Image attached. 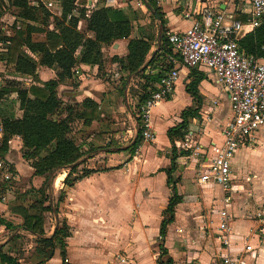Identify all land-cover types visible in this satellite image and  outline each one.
Wrapping results in <instances>:
<instances>
[{
	"label": "crops",
	"instance_id": "1",
	"mask_svg": "<svg viewBox=\"0 0 264 264\" xmlns=\"http://www.w3.org/2000/svg\"><path fill=\"white\" fill-rule=\"evenodd\" d=\"M157 2L167 20V32H182L194 19L200 18L199 13L206 7L213 10L233 8V5L225 0H158ZM143 3V0H87L86 7L89 12L101 6L124 9L133 19L134 29L130 37L103 46L102 50L106 57L104 69L100 70L98 64L78 61L73 67L72 77L65 79L57 87L63 106L71 107V104L80 103L85 97H91L98 103L100 115L99 119H93L90 124L78 117L72 121L71 134L81 151L86 154L85 162L78 166V173H81L84 167L94 171L72 185H67L64 183L67 169L59 168L52 173L55 177L52 186L48 188V192L55 195V197L50 195V203L57 206L59 212L58 217L52 211L43 212L45 236H50L54 232L57 219L67 220L71 226V235L66 239L67 264H158L159 229L163 212L167 209L172 195L165 171L171 164L172 146L167 130L179 123L182 111L194 106L195 102L186 89L193 78L191 68L180 66V77L172 96L159 102L153 109L152 126L155 139L150 141L142 136L140 143L134 152L132 151L130 146L137 138L139 130L137 110L140 99L137 96L138 101L134 103V95L130 92V88L133 86L143 91L146 83L150 81L137 76L136 73L130 74L119 69L118 62L113 61L112 58L114 56L123 58L128 54L129 39L140 36L139 25H158L159 28L158 20L151 18L150 12ZM59 12L56 9L55 14ZM138 12L142 14L139 17ZM13 17H15L14 13L6 12L2 19L8 24ZM238 17L242 19L245 15L239 14ZM53 25L51 23L50 28H53ZM78 29L93 35V32L86 28V20L79 21ZM36 34L41 36L37 37ZM33 38L44 40L45 34L34 33ZM157 48L158 34L147 60ZM77 56L78 59L81 57V49L77 52ZM7 68L8 63L0 59V91L8 82L4 83V80L8 79L21 81L29 87L31 84L42 86L44 82L57 77L56 70L47 66L38 68L37 79L17 72L14 65L12 74L7 72ZM197 68L206 75L198 86L203 95V103L200 117L191 120L186 130V139L189 138L190 132L193 133L192 147L178 155L176 170L173 172L182 201L176 205L175 218L168 224L165 237V246L173 258V264H213L214 254L219 248L218 211L222 205V192L218 185L200 184L198 170L204 169L201 166L207 167L213 155L208 149L209 145L222 142V130L231 116V111L228 93L216 80L214 73L205 66ZM157 71L158 67L153 65L149 66L145 73L155 74ZM122 98L125 99L127 115L136 119L137 128L130 144L112 149L106 145L109 139L107 137L109 124L105 119L108 118L109 113L114 116L115 109L125 111ZM21 115L22 109L19 106L17 93H5L0 96V119L4 116L18 118ZM211 115L214 116V120L207 123L204 128L200 130L192 128L195 122ZM102 121H105L106 125L99 128L98 125ZM219 122L222 125H219ZM197 135L199 139L196 138ZM195 150L201 152L195 153ZM3 159L10 162L16 174V183H23V186L17 187L21 192V199L15 184L8 193L7 199L0 198V217L14 224H22L23 218L13 212L11 206L21 200V203L29 207L33 202L41 200L40 190L43 188L46 176L34 174L31 161L23 156L22 139L19 135L11 137L9 149ZM181 159L185 160L180 161ZM188 159L191 161L186 166ZM231 166L234 190L229 212L234 233V251L241 249L244 241L248 242L254 246V250L247 253L246 264H264V126L257 130L255 142L251 146H240L236 150ZM184 168L188 170L185 171ZM189 168L193 170V175L189 172ZM61 175L63 176L58 180ZM159 181L163 185L161 189L156 187ZM60 192H63L61 201H59L60 195L56 196ZM191 198H196V201L188 202L187 199ZM46 204L48 203L45 202L44 205ZM204 208H207V213H203ZM29 212L40 214L41 210L38 207H30ZM258 212L263 213L261 220L257 216ZM48 219L54 220L50 231ZM191 223L196 226L201 225L202 228L206 226V229L195 230L192 237L188 236L185 228ZM10 232L0 224V244L5 243L4 250L17 256L19 264H62L58 246L52 257L46 259L39 249L43 246L38 241V234L20 227L14 232L24 236L13 242H7L13 235ZM23 238H25L24 242H22ZM121 258H125V261L122 262Z\"/></svg>",
	"mask_w": 264,
	"mask_h": 264
},
{
	"label": "trees",
	"instance_id": "2",
	"mask_svg": "<svg viewBox=\"0 0 264 264\" xmlns=\"http://www.w3.org/2000/svg\"><path fill=\"white\" fill-rule=\"evenodd\" d=\"M55 1L60 5L59 14L53 13L43 3L34 5L31 0H0V18L10 8L17 9L7 30L0 34L1 39L10 43L6 50H0V59L13 63L17 72L31 75L34 79H37V71L41 66L53 68L57 74L56 79H50L42 86L31 84L27 87L23 82L12 79L0 91V96L5 93H17L19 106L22 109L21 117L4 116L0 119L2 128L0 158L5 157L11 137L19 135L22 139L23 156L31 161L34 174L46 176L44 182L46 189L41 188L40 190L41 200L33 202L29 207L21 202L12 204L11 210L23 218L22 224H14L1 217L0 224L13 233L7 242H13L21 237L19 232L14 233L15 230L20 227L26 228L39 235L38 241L43 246L39 249L46 259L52 257L58 246L62 264H67L66 239L71 235V226L65 218H60L54 232L50 236H45L43 212L52 211L57 214L59 212L58 207L50 203L51 193L48 192L55 177V174H52L54 171L59 168L67 169L64 178V183L67 185H72L94 171L84 167L81 173H78V166L85 162L86 154L81 151L71 132L72 121L76 117L83 118L85 123L90 124L93 119L99 117V110L98 103L91 97H85L80 103L75 104L74 108L63 106L57 93V87L65 79L72 77L73 67L78 61L98 64L100 70L104 69L106 57L102 50L103 46L112 44L118 39L130 37L134 24L130 15L119 7L101 6L89 12L86 7L87 0ZM157 1L148 0L150 6H147L151 18L158 20L159 24L160 22L163 24L161 42L158 43L156 52L147 60L152 44L157 39L158 28L153 25H139L140 36L129 39L128 54L123 58L118 56L112 58L113 61L118 62L119 69L128 71L130 74L136 73L137 76L150 81L143 88L139 103L156 89V83L168 68L167 55L173 51L166 36L167 20ZM78 2L82 5L80 6ZM154 11L158 13V18ZM139 15L142 14L138 12V17ZM80 20H86V28L93 32L92 36L78 29ZM51 23L54 24L53 28H50ZM18 24H20V28H17ZM38 32L45 34L44 40L33 38L34 33ZM238 41L246 54L264 57V49H262L264 23L253 32L239 37ZM80 49L81 57L78 59L77 52ZM153 65L158 67L157 73H145L147 68ZM197 67H190L193 78L186 87L193 97L195 105L184 109L181 113V121L167 130L172 146L171 164L165 171L172 195L169 198L167 209L163 212L159 229L158 264H173V258L165 246V237L168 224L175 218L176 205L182 201L176 180L173 178V172L176 170L178 155L186 152L177 146L176 141L185 140L190 121L200 117L203 95L198 86L206 75ZM141 133L139 121L138 136L130 146L133 152L142 139ZM45 150H48L47 153H44ZM4 185V182H0V187ZM62 195L63 192H60L59 201L63 199ZM45 202L48 204L44 205ZM30 207L40 208L41 213L31 214ZM4 245L5 243L0 244V264H19L18 257L5 251Z\"/></svg>",
	"mask_w": 264,
	"mask_h": 264
},
{
	"label": "built area",
	"instance_id": "3",
	"mask_svg": "<svg viewBox=\"0 0 264 264\" xmlns=\"http://www.w3.org/2000/svg\"><path fill=\"white\" fill-rule=\"evenodd\" d=\"M232 9L213 10L206 7L201 10L200 18L182 32H167L166 36L173 47L167 55V70L156 83V89L139 103L137 117L140 121L142 136L153 141L155 132L152 126L154 107L170 98L180 77V66H205L211 70L216 80L228 93L231 116L223 127V140L212 143L213 152L207 167L198 170L200 184H215L221 189V207L218 211L217 238L219 248L214 254L213 264H246L247 253L254 246L243 242L241 249L234 251V233L230 224L229 205L232 201L233 183L231 161L240 146H251L255 135L264 126V57L248 55L241 49L238 38L253 32L264 23V0H225ZM34 5L43 3L56 13L60 5L55 0H31ZM244 14L245 18L238 17ZM0 18V34L6 31L8 24ZM20 28V24L17 25ZM9 41L0 38V50H6ZM264 49V45H262ZM263 58V60H261ZM75 104H71L74 108ZM178 142L177 146L186 150L192 147L191 137ZM198 148V147H197ZM201 152L195 150V153ZM208 160V159H207ZM16 174L10 162L0 158V198L6 199L12 191ZM263 213L258 212L261 220ZM122 262L125 258L120 259Z\"/></svg>",
	"mask_w": 264,
	"mask_h": 264
},
{
	"label": "rangeland",
	"instance_id": "4",
	"mask_svg": "<svg viewBox=\"0 0 264 264\" xmlns=\"http://www.w3.org/2000/svg\"><path fill=\"white\" fill-rule=\"evenodd\" d=\"M144 7L147 8V6L145 4H144ZM8 12L9 13L16 14L17 9L10 8ZM157 26H155V27L158 28ZM36 36L37 37H40L41 35L36 34ZM261 60H263V58H261ZM7 63H8L7 72L9 74H12L13 73V63H10V62H7ZM9 80H11V79L4 80V83L7 82V81H9ZM136 80H138L137 77H136ZM130 92L134 95V100H135L134 103H136L138 101V99H136L137 96L140 99L143 91H141L138 88H135V87L132 86L130 88ZM122 101H123V110H125V111H118L117 109H115V111H114L115 115L113 116L111 113H109L108 118L105 119V120H108V124H109L108 125L109 131L107 132L108 133L107 134V137L109 139H108V142L106 144L108 148H112L113 149V148H118V147L122 146L123 144H130L131 143V139L135 136V130L137 128L136 119L133 116H128L127 115V108H126V104H125V99L122 98ZM99 118H100V115H99L98 119ZM102 118H104V117H102ZM213 120H214V116L213 115H211L209 117L207 116L205 119L203 118L201 121L195 122L192 125V128H198L200 130L201 128H204L207 123L212 122ZM152 123H153V120H152ZM104 125H106V122L105 121H102L98 126H99V128H102V126L104 127ZM219 125H222V123L219 122ZM128 129H131V131H126ZM217 135L218 134H216L215 136L217 137ZM196 138L199 139L198 135L196 136ZM182 160H185V159H181L180 161H182ZM190 161L191 160L188 159L187 160V163L185 165L187 166ZM184 169H185V171L188 170L187 168H184ZM189 169H190L189 172L193 175V170L191 168H189ZM14 184L17 185L16 188L18 186L19 187H22L23 186V183H16V181H14ZM162 186L163 185H162V182L161 181H159L156 184V187L157 188H160L161 189ZM18 188H17V190L19 192V189ZM43 188L46 189L44 185H43ZM20 195H21V192H19V194H18V196L20 197L19 199H21V196ZM50 195L53 196V197H55V195L52 192H51ZM58 195H60V193H57L56 196H58ZM7 198H8V196H7ZM10 199H11V197H10ZM10 199H8V200H10ZM187 201L188 202H190V201L191 202L192 201H196V198L187 199ZM19 202H21V200H19ZM203 213H207V208H204L203 209ZM51 216L53 217V215H51ZM53 222H54L53 219H48V230L49 231L51 230V225L53 224ZM185 229H186V234H188V236H191L192 237L193 231H195V230L196 231H198V230L199 231H202L203 229H206V226H204L202 228L201 225H197L196 226L195 224L193 225V223H191ZM22 236H24V235H21V237ZM24 239L25 238L22 239V242H24Z\"/></svg>",
	"mask_w": 264,
	"mask_h": 264
},
{
	"label": "water",
	"instance_id": "5",
	"mask_svg": "<svg viewBox=\"0 0 264 264\" xmlns=\"http://www.w3.org/2000/svg\"><path fill=\"white\" fill-rule=\"evenodd\" d=\"M144 1V3L146 4V6H150V4H149V2H148V0H143ZM155 12V14H156V16H157V18H158V13H156V11H154ZM162 28H163V24L160 22V24H159V28H158V43L160 44V42H161V33H162ZM156 52V50L152 53V55L154 54ZM146 65V64H145ZM144 65V66H145ZM141 69V68H140ZM56 214V216L58 217V215H57V213H55ZM57 225H58V219H57ZM57 225H56V227H57ZM55 227V228H56ZM15 233V232H14Z\"/></svg>",
	"mask_w": 264,
	"mask_h": 264
},
{
	"label": "bare ground",
	"instance_id": "6",
	"mask_svg": "<svg viewBox=\"0 0 264 264\" xmlns=\"http://www.w3.org/2000/svg\"><path fill=\"white\" fill-rule=\"evenodd\" d=\"M63 175L59 176L58 180L62 177ZM59 182V181H58Z\"/></svg>",
	"mask_w": 264,
	"mask_h": 264
}]
</instances>
